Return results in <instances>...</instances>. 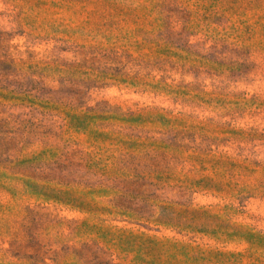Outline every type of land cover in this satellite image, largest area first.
Instances as JSON below:
<instances>
[{
  "label": "rangeland",
  "instance_id": "rangeland-1",
  "mask_svg": "<svg viewBox=\"0 0 264 264\" xmlns=\"http://www.w3.org/2000/svg\"><path fill=\"white\" fill-rule=\"evenodd\" d=\"M0 264H264V0H0Z\"/></svg>",
  "mask_w": 264,
  "mask_h": 264
}]
</instances>
